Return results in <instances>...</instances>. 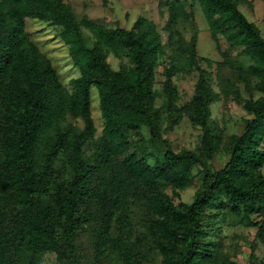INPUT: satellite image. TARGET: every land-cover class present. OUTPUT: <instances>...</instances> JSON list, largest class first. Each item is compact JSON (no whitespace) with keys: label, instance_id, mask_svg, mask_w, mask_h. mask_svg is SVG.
Returning <instances> with one entry per match:
<instances>
[{"label":"trees","instance_id":"1","mask_svg":"<svg viewBox=\"0 0 264 264\" xmlns=\"http://www.w3.org/2000/svg\"><path fill=\"white\" fill-rule=\"evenodd\" d=\"M179 1H160L169 8V25L190 15ZM199 1L213 36L223 34L239 45L255 60L252 70L263 76V94L244 102L253 117L232 138L228 159L219 169L207 161L218 149L219 133L210 110L215 93L197 63V33L183 54L166 53L156 25L142 16L131 28L93 24L101 42L127 50L131 65L115 70L100 42L89 43L91 36L84 34L64 0H0V264H37L36 255L49 249L57 253L59 264H80L77 240L87 221L93 222L97 264L112 251L124 264H153L143 248L149 244L164 255L162 264H171L179 241L184 247L178 264H211L215 257L198 245L208 205L217 209L209 215L211 224L224 221L221 210L226 208L238 222L257 227L256 236L264 243V35L236 0ZM28 16L62 26V37L81 68L72 93L30 38ZM161 55L168 57L163 69L168 128L186 111L203 130L206 153L167 145L155 154L147 146L144 127L162 137L153 87ZM193 68L200 74L183 109L176 103L174 75ZM93 85L105 118L98 137L91 114ZM69 114L81 117L83 128L68 123ZM61 152L67 153L65 176L54 166ZM195 166L203 175L202 186L191 203L178 206L165 186L193 182ZM136 218L141 227L135 225L134 242L127 243ZM19 251L27 252L26 258Z\"/></svg>","mask_w":264,"mask_h":264},{"label":"rangeland","instance_id":"2","mask_svg":"<svg viewBox=\"0 0 264 264\" xmlns=\"http://www.w3.org/2000/svg\"><path fill=\"white\" fill-rule=\"evenodd\" d=\"M79 21L86 36H91L90 42H100L107 53V60L115 70L128 68L131 65L127 50L123 47L107 46L101 42L95 33L93 24L106 27L122 26L131 28L140 16L151 20L160 33V41L166 53L177 51L183 54L194 33H197L196 56L197 63L202 68L206 79L212 86L215 97L210 104L211 119L219 133V146L215 154L207 161L214 169L221 168L228 159V149L232 138L240 134L253 117L245 107V98L251 96L256 99L263 94L259 83L263 76L252 70L255 60L241 52L239 45L229 40L225 35L214 37L210 22L199 0H180L179 8L190 12L189 17L180 16L174 25H169L170 12L164 0H64ZM243 13L253 21L264 35V0H236ZM25 29L38 48L50 59L55 66L59 79L68 93L75 87L74 79L81 74V68L71 56L70 47L62 37V26L36 16L25 19ZM92 39V40H91ZM168 57L159 56L154 79L155 104L161 109L160 127L162 137L153 136L147 127L142 134L149 150L155 154L164 150L167 145L175 151L195 150L206 153L203 142L202 128L194 124L186 111L181 113L180 120L172 128H168V112L166 111V96L164 93V73ZM196 67V66H195ZM200 72L197 68L191 71H179L174 75L177 86V106L184 109L185 104L194 94L196 82ZM249 84H246V80ZM91 114L96 128L95 137L103 133L105 118L100 104L99 89L91 87ZM67 122L83 128L81 117L67 116ZM264 146V143H263ZM42 149L37 152L38 162L42 163ZM67 153H60L54 166L67 175L69 168ZM153 157L150 161H153ZM264 173V165L262 166ZM195 180L183 187L166 185L174 203L178 206L192 202L196 191L202 186L203 175L197 166L193 168ZM49 198V197H48ZM224 221L217 226L210 223L209 215L217 209L208 205L202 218L201 232L198 245L202 253L211 252L216 261L211 264H264V243L256 236L257 227L245 226L238 222L237 216L223 208ZM137 222V223H136ZM141 227V219H133L132 229L128 231L126 242H134L136 233L134 227ZM119 233V232H118ZM93 222L83 224L78 234V246L81 253L80 264H97L95 262V248ZM124 235V234H123ZM184 247L178 242L175 252L169 257L173 263ZM144 250L153 264H162L164 255L153 244L143 245ZM20 253V251L18 252ZM21 259L26 258L27 252L20 253ZM37 264H59L54 250H45L36 255ZM26 264V262H25ZM101 264H124L120 254L116 251L105 255Z\"/></svg>","mask_w":264,"mask_h":264}]
</instances>
